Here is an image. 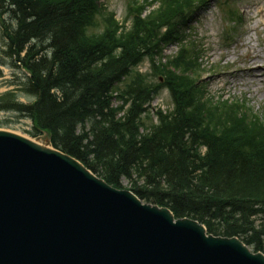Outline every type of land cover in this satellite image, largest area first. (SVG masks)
Returning <instances> with one entry per match:
<instances>
[{
	"label": "trees",
	"instance_id": "16d2710c",
	"mask_svg": "<svg viewBox=\"0 0 264 264\" xmlns=\"http://www.w3.org/2000/svg\"><path fill=\"white\" fill-rule=\"evenodd\" d=\"M185 5L164 0L146 18L134 16L125 30L96 0H0L4 53L13 67L28 72L22 89L35 98L23 105L7 93L0 111L29 119L32 137L47 133L54 148L108 184L120 187L124 178L145 202L198 219L212 233H220L212 230L218 223L222 235H239L263 250L264 125L240 108L207 102L203 109L224 112L205 128L193 81L177 74L188 64L186 52L152 72L161 83L128 76L144 57L160 53V43L175 40ZM126 77L123 89L116 88ZM161 87L168 89L174 112L158 114V124L147 126L146 104ZM114 99L121 104L113 107Z\"/></svg>",
	"mask_w": 264,
	"mask_h": 264
},
{
	"label": "water",
	"instance_id": "95a60500",
	"mask_svg": "<svg viewBox=\"0 0 264 264\" xmlns=\"http://www.w3.org/2000/svg\"><path fill=\"white\" fill-rule=\"evenodd\" d=\"M0 264H264V256L113 189L48 140L0 131Z\"/></svg>",
	"mask_w": 264,
	"mask_h": 264
},
{
	"label": "rangeland",
	"instance_id": "374dc122",
	"mask_svg": "<svg viewBox=\"0 0 264 264\" xmlns=\"http://www.w3.org/2000/svg\"><path fill=\"white\" fill-rule=\"evenodd\" d=\"M100 1L109 12L114 14L119 23L122 22L126 0ZM225 1H228L229 5L225 6ZM233 3L235 0H217L211 2L206 11L197 12L189 25L191 29L189 36L192 37L194 44L200 50L203 70L213 71L217 67L215 73L205 80L208 82L205 89L209 95L215 100H243L250 109L261 111L264 110V78L259 81L263 85L257 87L256 83L249 81V73L239 74V71L248 64L251 52L257 53L264 65V15L259 13L260 10L264 12V0H239L236 2L240 9L244 8L246 11L242 15L241 29L238 28L236 33L231 32L232 36H230L228 20L223 17L221 9L233 8ZM4 19L7 22V17ZM3 39L6 40V37L0 22V61L2 62L0 64L2 73L0 74V96L11 91L19 103L29 104L34 101V98L28 96L22 89L27 73L12 66L11 60L4 53L6 49ZM175 50V47L168 48L164 57L173 54ZM148 68V62L145 61L138 66L137 70L144 74L148 72ZM228 68L238 71L230 76H222L225 73L222 70ZM170 103L169 95L164 91L154 99L151 108L154 112L157 109L167 112L171 107ZM0 130L32 139L30 135L31 122L14 111H0ZM121 186L123 189H128V181L123 179ZM253 220L257 223L261 218L255 216Z\"/></svg>",
	"mask_w": 264,
	"mask_h": 264
},
{
	"label": "bare ground",
	"instance_id": "6f19581e",
	"mask_svg": "<svg viewBox=\"0 0 264 264\" xmlns=\"http://www.w3.org/2000/svg\"><path fill=\"white\" fill-rule=\"evenodd\" d=\"M259 13L264 15V12L262 10H260ZM240 46H243V44H240ZM248 58V67L246 68V71H243L244 69H241L239 71V74H242L243 72L249 73V81L256 83L257 87H260L263 85V83H259V81L264 78V65H261L262 63L260 61V57L255 52H251Z\"/></svg>",
	"mask_w": 264,
	"mask_h": 264
}]
</instances>
